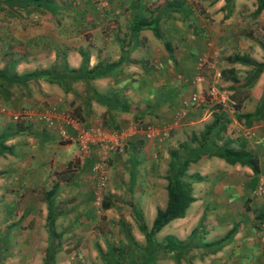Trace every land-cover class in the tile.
Wrapping results in <instances>:
<instances>
[{
	"label": "crops",
	"instance_id": "obj_1",
	"mask_svg": "<svg viewBox=\"0 0 264 264\" xmlns=\"http://www.w3.org/2000/svg\"><path fill=\"white\" fill-rule=\"evenodd\" d=\"M39 1L40 7L30 8L34 21H24L22 31L18 30L19 23H13L4 36L0 35V52L7 48L5 55L15 49L20 40L18 33L22 32V40L28 43L24 45L28 52L24 51L22 58L15 55L6 63L5 74L20 76L33 71L44 72L39 78L30 77L23 84H10L18 89V104H29L24 105L29 107L35 103L37 109L31 108L33 137L19 134L21 125L15 123L8 128L5 125L4 133L10 134L4 140L10 162L7 161L9 165L4 167V171L0 170V178L3 179L0 196L4 202H40V197L35 196L36 191H30L42 187L40 182L46 179L42 166L51 158L62 169L50 187L55 190L53 197L73 198L80 194V179L84 180L87 173L94 177V154L100 151L97 145L87 149L77 147L72 141L77 127L87 122L91 126L102 127L100 121L103 125L121 127L124 123L118 125L117 121L120 123L121 118L125 120V116L138 112L154 116L155 121V116L158 117L155 107L169 108L176 98L180 105V101L189 96L180 98L183 88L190 87L193 92L202 86L209 93L211 90L219 91L215 84L223 82L227 86L226 91L232 92L237 99L235 106L239 107L232 112L218 109L223 115L222 122L212 128L207 139L214 140L218 146L221 142L230 141L234 148L243 147L254 159L256 171L248 165L229 163L215 155L200 156L190 162L186 173L192 179L194 199L182 217L164 225L168 229L166 235L176 239L182 252L187 247L210 248L211 244L209 256L213 259L208 264H264V243L261 241L264 231L260 227L264 202V113L249 117V123L245 118L236 117L238 113L253 112L259 104L262 96L259 86L264 70L250 86L244 84L249 75L238 83L220 76L221 69L232 67L238 80L235 69L248 68L229 62L228 55L245 54L256 61L264 60L258 41L250 34L256 22L264 29V8L255 14V0H100L104 4L101 8L94 2L96 0ZM63 66L86 68L91 77L86 80H59L58 76L64 73ZM185 70L191 72L190 77L199 72L201 82L194 84L187 80ZM52 75L56 79L46 78ZM7 90L10 92L8 100L13 99L14 94L9 88ZM65 105L71 107L72 113L63 110ZM42 106H52V128L56 133V127L62 129L57 139H51L52 133L46 130L38 116ZM200 106L208 109L212 105L201 103ZM191 107L197 106L192 104L188 109ZM211 121L212 118L201 124L199 137L205 136L203 131ZM218 127L222 129L216 134ZM131 130L128 126L123 131L110 132L118 135L121 144ZM155 132L158 135L160 130ZM165 135L163 131L162 136ZM194 135L191 133L190 137L193 139ZM151 140L154 139H148L147 143ZM137 142L131 146L136 147ZM196 146L197 143L192 147ZM34 154L36 157L32 158ZM21 160H30L32 167L29 172H35V175L20 180ZM74 163L71 169H65ZM48 189H43L45 203ZM73 202L79 203L80 199ZM181 222L184 226L189 223L188 229L178 227ZM230 230L231 234L226 235ZM44 244L46 246V233Z\"/></svg>",
	"mask_w": 264,
	"mask_h": 264
},
{
	"label": "rangeland",
	"instance_id": "obj_2",
	"mask_svg": "<svg viewBox=\"0 0 264 264\" xmlns=\"http://www.w3.org/2000/svg\"><path fill=\"white\" fill-rule=\"evenodd\" d=\"M94 2L97 5L99 3L101 4L100 0ZM28 6L27 11L23 6H15L11 9H8L6 6L0 8V35L4 36L5 32L13 23H19L18 30L22 31L24 21H34L33 13L30 12L32 5L28 4ZM99 7L101 8L102 6L99 5ZM250 34L254 36L258 43L262 42L264 44V29L258 26V22H256L255 28L250 30ZM22 36V32L18 33L20 40L15 44V49L10 50L9 55H5L7 48L1 51L3 54L0 52V72L4 73L6 63L13 60L15 55L22 58L24 51L28 52L27 48L24 50V45H28V43L22 40ZM261 51L263 53L262 57L264 58V51L262 49ZM250 70L249 66L248 68L235 69V75L238 76V81H242L244 78L246 79ZM184 72L187 80H189L191 72L189 70H185ZM215 86L219 90L217 92L224 91L228 98L234 101L236 105L237 99L232 92L229 93L226 91L227 86L223 82L216 83ZM259 87L262 89L263 94L264 78ZM8 88L14 94V98L8 100L7 97L4 99V96L0 93V135L6 129L5 125L8 128L15 124L12 123V120L14 121L13 116L16 113L22 112V109L29 108L27 111L32 115L33 111H31V108L37 109L35 108V103L30 104L29 107L24 106L29 104H18V99H16V95H18L17 87L12 88V85H10ZM189 88H183L179 94L180 98L192 93V89L190 90ZM197 89L193 90V92L195 91L206 99L209 97V94L205 92V88L200 86ZM33 95L36 98V91H34ZM35 100L38 101V99ZM200 105L196 108L191 107L183 116L177 118L176 112L179 110L180 105L178 98H176L169 108L161 109L158 106L155 107L158 114V117L155 116V121L153 119L154 116L148 117L144 114L140 115L139 112L132 116H125V120L121 118L122 121L120 123L114 120L118 125L124 123L121 127L116 125H103V122L100 121V125L102 127L104 126L106 130L110 129L119 132L128 126L132 130L123 137L121 144L119 143L120 146L114 151L108 150L103 152L98 147L100 153L94 154V161L97 162L102 158L104 153L102 161L104 162L103 171L106 179L103 185H99L96 177H91V174L87 173L84 176V180L80 179L81 183L79 184L82 186L79 187L81 188L79 190L81 192L78 191L80 193L79 195L72 196L73 198H62L60 195H57L53 199L52 212L55 219L52 228L60 234L57 241L54 242L58 243L56 244L59 249L55 250L53 254V264H104L102 257L98 254V249L106 251L109 246L120 247L124 252L123 256L125 257L126 255L127 261L128 257L133 253L134 260L138 258L135 252L138 248L144 246V236L139 231L137 223L142 220L147 228H149L152 221L151 215L155 214L156 208L162 207L166 200V179L164 176L169 161L168 151L175 148L181 156L185 155L188 148L194 146L196 140L199 138L198 133L202 130L201 124L211 119L213 114L218 110L217 104H213L208 109L205 108L206 106ZM206 105L210 104L208 103ZM51 107L42 106L38 114H43L40 113L41 110V112L48 111ZM215 107L217 110H215ZM63 110L70 113L71 107L65 105V109ZM207 110H210V113ZM51 111L53 112V109ZM52 112L51 116L53 118ZM56 112H59V110L56 109ZM52 118L51 121L53 123ZM224 118L227 119V116L225 115ZM57 119L61 121L59 117ZM152 119L154 122H152ZM87 123L83 124V127H91ZM59 125L61 127V124ZM56 129L58 133H62L61 128L56 127ZM151 129L154 132L156 129H159L160 132L153 138L154 140L147 143L148 139L144 137V133ZM163 131L166 134L165 136H162ZM191 133H195V140L194 137L193 139L190 137ZM57 138L56 136L55 139ZM72 141L75 142L77 147L79 146L75 137H73ZM134 141H139L136 147L131 146ZM145 142L147 143L146 146ZM33 156L36 157V154L32 155V158ZM8 159L6 150L1 149L0 170L2 169L4 171V167H8L9 164L7 161L10 162V159ZM73 165L75 163L71 166H65V169H71ZM31 167L32 163L30 160H21L19 168H21L22 175H20V180L29 175H35V172H29ZM27 169L29 170L27 171ZM42 169H45L43 176L46 177L43 183L40 182L42 187L32 188L30 191H36L35 196L37 198L40 197V202L37 203L36 201L35 204H10L4 202V199L0 196V235L4 233L3 236H5V233H7L6 238H4L6 240L3 239L0 241V247H4L0 253V256H2V264H41L42 262L44 249L49 244L47 241L48 229L46 232L44 225L47 205L44 202L43 189L50 188L56 178L60 176V171H62L58 162L53 163L52 158L49 163L42 166ZM0 179L1 187L3 179ZM34 183H37V180ZM2 192L0 189V195H2ZM93 195L96 196L95 199ZM31 196H34V194ZM104 197H107L106 202L108 203V207L106 208L100 206V200ZM18 199L21 200L22 198L18 197ZM77 199H80L79 203H72L73 200ZM24 207H31V210L26 212ZM198 210L199 208L196 209V211ZM202 217L205 219V216ZM187 224L184 226L181 222L178 227L188 229ZM191 225H193V222ZM34 232H37L35 237H33ZM45 233L46 246L44 244ZM167 233L168 229L164 226L154 235L155 240L159 243V250L165 244ZM127 235L131 237L132 243L127 240ZM170 241L174 245H177L174 237L171 236ZM187 250L183 252L168 251L166 253L160 250L161 253H159V257L156 259V264H208L213 259V256H209L212 250L211 244L210 248L207 246L202 247V249L198 247H187Z\"/></svg>",
	"mask_w": 264,
	"mask_h": 264
},
{
	"label": "trees",
	"instance_id": "obj_3",
	"mask_svg": "<svg viewBox=\"0 0 264 264\" xmlns=\"http://www.w3.org/2000/svg\"><path fill=\"white\" fill-rule=\"evenodd\" d=\"M256 7L254 9V13L258 14L261 9L264 8V0H255ZM28 4L32 5L31 8L40 7V1L39 0H0V8L1 7H8V9L14 8L15 6H23L24 8L28 7ZM259 45L261 49L264 51V44L262 42H259ZM227 60L229 62H237L242 65H246L250 67V72L248 73L247 79L244 81V84L247 86H250L254 83L258 75L264 70V60L263 61H256L251 59L245 54H231L228 55ZM65 66V65H64ZM64 73L63 75H59L58 79L68 81H75L83 78V80L89 79L91 75L89 74V71L86 68H78V69H71L64 67ZM44 72L42 71H33L30 73H26L20 76L13 75L11 76L8 74H5L3 72H0V93L4 96V99L8 97V86L10 83H18L23 84L27 79L30 77L33 78H39L40 75H42ZM7 75V76H6ZM220 76L223 79L231 80L233 83L239 82L235 76L233 75V69L232 67L223 68L220 70ZM48 80L56 79L53 75L51 77H46ZM98 96H101L97 94ZM239 105L236 106L238 108ZM76 107H74L75 109ZM219 109V107H218ZM215 110L216 107H215ZM218 113L215 112L212 116V121L205 127V130L203 131V134L205 136H200L199 140H196V143L198 146L196 147H190L187 150V153L183 156H181L177 149L173 148L168 151L169 155V161L167 163V169L166 174L164 178L166 179L165 184V191H166V200L162 207H157L155 210V214L152 218L150 227L147 228L145 223L140 220L137 223V227L139 231L144 236V246L141 248H138L135 253H137L138 258L134 260L133 254L128 257V261L123 256L124 252L120 247H113L109 246V248L106 251H102L98 249V254L102 257L104 264H156V259L159 257L160 250H163L165 253L170 251L174 252L180 251L181 247L177 243V245H174L173 242L170 241V237H166L165 244L162 245L161 249L159 250L158 247L159 243L155 240L154 235L157 233L166 223H168L170 220L178 217H182L184 214V211L188 204L193 201V196L191 194V177L186 173V169L188 167V164L190 162L196 161L200 156H209V155H215L220 158H223L225 161L229 163L233 162H239L240 164L248 165L252 170L256 171L254 159L252 156L246 151L243 147L234 148L230 145V141L221 142L220 146L216 145L213 141H208L207 138H209V133L213 130L212 128L217 125L218 122H222L223 115L217 110ZM264 113V93L259 99V104L255 107L253 112L251 113H238L236 117L238 119L245 118L247 123H249L250 118L249 117H257L261 116ZM76 114L79 116V113L76 111ZM13 123H16V125H21L19 128H22L19 130V134H26L27 136L32 135V131L30 128L31 125V118L25 117V116H19ZM53 123H45L43 121V126L47 127L46 130L52 133V138L55 139L56 136L59 135V133L55 131V129L52 128ZM107 125V124H105ZM223 125V124H220ZM110 126V125H108ZM83 127V126H82ZM36 128H40L39 126H36ZM42 128V127H41ZM52 128V129H50ZM222 127H218V131H216V134L220 132ZM18 130V129H17ZM16 134V133H14ZM10 135L9 133H4L3 135H0V150H8L7 145L4 144V140ZM50 135V134H49ZM62 136H65L63 134H60ZM195 140V137H194ZM55 193L54 188H49L45 195L48 198L47 199V213L45 215V221L44 225L47 232V241L48 245L44 249L43 256H42V262L41 264H53V254L55 253V250H58L57 244L54 243L57 241V238H59V233L53 230V222H54V214L52 212V205H53V195ZM51 197L53 199H51ZM107 197H104L100 200V206L102 208L108 207V203L106 202ZM24 210L26 212L31 210V207H24ZM23 215V214H22ZM232 230L228 231L226 235H230ZM37 232H34L33 237L36 236ZM4 233H1L0 235V241L6 238L7 233H5V236H3ZM26 235V234H24ZM6 240V239H4ZM127 240L132 243V239L129 235H127ZM4 247H0V253L3 251ZM182 251V250H181ZM175 256V254H173ZM2 256H0V264H2Z\"/></svg>",
	"mask_w": 264,
	"mask_h": 264
},
{
	"label": "built area",
	"instance_id": "obj_4",
	"mask_svg": "<svg viewBox=\"0 0 264 264\" xmlns=\"http://www.w3.org/2000/svg\"><path fill=\"white\" fill-rule=\"evenodd\" d=\"M100 6H102L99 3ZM190 80L194 84H199L202 80L201 74L199 72H195L191 77ZM209 97L206 99L204 96L197 94L196 92H192L187 98H184L180 101V108L176 112V117L180 118L185 114L188 107L192 104L195 106L203 104H210L209 106L213 104H217L220 110L223 111H234L235 108V102L231 101L228 96L223 92H217V91H209ZM51 109H48V111H43L40 113H43L41 115L38 114L39 118L43 120L45 123H52L51 121ZM46 113V115H45ZM18 116H25L30 117L29 111L27 109H22V112L16 113V115L13 116V119H17ZM74 124V123H73ZM76 125V124H75ZM77 126V125H76ZM77 132L74 135L75 139L77 140L79 144L80 149H86L91 145H97L103 152H106L108 150H115L116 147L119 145V137L116 133L110 132L109 130H105L103 127H100L99 125H93L91 127H78L76 128ZM157 133L154 132L152 129L145 132V137L147 139H153ZM117 135V136H116ZM104 156V153H103ZM102 156V158H103ZM102 158L94 163L92 167V173L96 177V180L99 185H103V182H105L106 177L104 176V162L102 161ZM263 208V216L260 223V227L262 231H264V202L262 203ZM261 241L264 243V232L261 235Z\"/></svg>",
	"mask_w": 264,
	"mask_h": 264
}]
</instances>
